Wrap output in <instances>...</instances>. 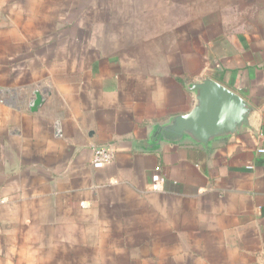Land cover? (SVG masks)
Here are the masks:
<instances>
[{"label":"crops","instance_id":"crops-1","mask_svg":"<svg viewBox=\"0 0 264 264\" xmlns=\"http://www.w3.org/2000/svg\"><path fill=\"white\" fill-rule=\"evenodd\" d=\"M210 3L0 0V264H264V22ZM202 77L255 132L158 143Z\"/></svg>","mask_w":264,"mask_h":264},{"label":"water","instance_id":"water-1","mask_svg":"<svg viewBox=\"0 0 264 264\" xmlns=\"http://www.w3.org/2000/svg\"><path fill=\"white\" fill-rule=\"evenodd\" d=\"M192 108L158 127V143L192 144L209 148L217 141L245 132H255L253 108L239 94L208 77L191 83ZM44 99L34 93L30 111L36 112Z\"/></svg>","mask_w":264,"mask_h":264},{"label":"rangeland","instance_id":"rangeland-1","mask_svg":"<svg viewBox=\"0 0 264 264\" xmlns=\"http://www.w3.org/2000/svg\"><path fill=\"white\" fill-rule=\"evenodd\" d=\"M212 3L224 4L226 17L235 15L240 17L241 25L256 26L264 22V0H209ZM238 18V17H237ZM230 20L231 17H230ZM255 20H259L255 23ZM233 21V20H232ZM238 21V19H237ZM234 25L237 24L234 17ZM232 23H230L231 25Z\"/></svg>","mask_w":264,"mask_h":264},{"label":"built area","instance_id":"built-area-1","mask_svg":"<svg viewBox=\"0 0 264 264\" xmlns=\"http://www.w3.org/2000/svg\"><path fill=\"white\" fill-rule=\"evenodd\" d=\"M264 154V149L257 151ZM114 158V153L111 149L105 147H97L93 150L91 164L93 168L100 169L107 166ZM164 189V180L158 174L154 173L151 178L150 191L154 193L162 192Z\"/></svg>","mask_w":264,"mask_h":264}]
</instances>
